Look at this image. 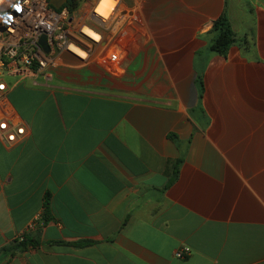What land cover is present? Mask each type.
Listing matches in <instances>:
<instances>
[{
	"label": "crops",
	"instance_id": "0c3cea01",
	"mask_svg": "<svg viewBox=\"0 0 264 264\" xmlns=\"http://www.w3.org/2000/svg\"><path fill=\"white\" fill-rule=\"evenodd\" d=\"M101 33L87 62L0 68V264H264V0H119Z\"/></svg>",
	"mask_w": 264,
	"mask_h": 264
},
{
	"label": "built area",
	"instance_id": "2783aa9c",
	"mask_svg": "<svg viewBox=\"0 0 264 264\" xmlns=\"http://www.w3.org/2000/svg\"><path fill=\"white\" fill-rule=\"evenodd\" d=\"M103 0H98L91 10L88 23H73L67 9L61 11L51 6L50 0H2L0 3V68L21 70L35 68L40 72L56 67L64 53L87 62L94 50L104 38L101 29L111 21L119 0H109L113 8L107 17L97 10ZM5 11V13H3ZM87 28L99 38L95 39L84 33ZM46 37L49 53L40 45V39ZM111 61H117L119 54L110 52ZM5 85L0 84V94ZM9 123L0 121V131L7 132ZM24 129L17 128L15 133H7L6 139L13 143L17 136H24ZM191 254L188 247L175 252L181 260Z\"/></svg>",
	"mask_w": 264,
	"mask_h": 264
},
{
	"label": "trees",
	"instance_id": "16d2710c",
	"mask_svg": "<svg viewBox=\"0 0 264 264\" xmlns=\"http://www.w3.org/2000/svg\"><path fill=\"white\" fill-rule=\"evenodd\" d=\"M79 7L78 0H70L66 5L62 7L59 11L67 9L72 15ZM212 33L214 34V39L212 43V51L215 53L226 57L230 50V47L235 42V34L233 32L232 26L226 14L220 17L213 26ZM177 172V169H176ZM44 222L49 220V195H46V200L44 203ZM37 242L29 241L25 236L21 237L20 242H15L14 244L6 247L4 252L14 254L17 251H25L29 247H36ZM64 244V243H63ZM91 242H85L76 244V246L89 245Z\"/></svg>",
	"mask_w": 264,
	"mask_h": 264
},
{
	"label": "bare ground",
	"instance_id": "6f19581e",
	"mask_svg": "<svg viewBox=\"0 0 264 264\" xmlns=\"http://www.w3.org/2000/svg\"><path fill=\"white\" fill-rule=\"evenodd\" d=\"M112 8H113V5L110 3L109 0H103L97 12L103 15L104 17H107L109 13L111 12ZM83 31L85 34H87L88 36L92 38H95V39L99 38L95 33H93L91 30L87 28H85Z\"/></svg>",
	"mask_w": 264,
	"mask_h": 264
},
{
	"label": "water",
	"instance_id": "95a60500",
	"mask_svg": "<svg viewBox=\"0 0 264 264\" xmlns=\"http://www.w3.org/2000/svg\"><path fill=\"white\" fill-rule=\"evenodd\" d=\"M69 0H50V4L52 7H54L56 10L62 9L64 5L68 3ZM40 45L43 47L44 51L46 53H49V48L46 43V37H42L40 39Z\"/></svg>",
	"mask_w": 264,
	"mask_h": 264
},
{
	"label": "rangeland",
	"instance_id": "374dc122",
	"mask_svg": "<svg viewBox=\"0 0 264 264\" xmlns=\"http://www.w3.org/2000/svg\"><path fill=\"white\" fill-rule=\"evenodd\" d=\"M70 1V0H69ZM82 6V5H81ZM84 14V17H85V13H82V15ZM76 15H78V13L76 14ZM85 19H87L86 17H85ZM100 30H102L101 28H99Z\"/></svg>",
	"mask_w": 264,
	"mask_h": 264
}]
</instances>
